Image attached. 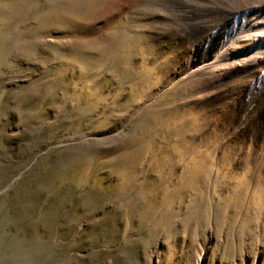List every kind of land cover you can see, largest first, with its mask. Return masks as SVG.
<instances>
[{"label":"rangeland","instance_id":"374dc122","mask_svg":"<svg viewBox=\"0 0 264 264\" xmlns=\"http://www.w3.org/2000/svg\"><path fill=\"white\" fill-rule=\"evenodd\" d=\"M166 3L0 0V264H264V145L203 111Z\"/></svg>","mask_w":264,"mask_h":264},{"label":"bare ground","instance_id":"6f19581e","mask_svg":"<svg viewBox=\"0 0 264 264\" xmlns=\"http://www.w3.org/2000/svg\"><path fill=\"white\" fill-rule=\"evenodd\" d=\"M166 2V11L174 18L163 23L168 39L182 37L174 48L176 55H184L190 44L194 47V56L181 73L200 88L199 96L205 98L203 111L216 115V126L231 130L229 140L251 139L257 143L254 150L263 146L264 0ZM173 14L179 19L175 21ZM209 31L211 35L203 43Z\"/></svg>","mask_w":264,"mask_h":264}]
</instances>
